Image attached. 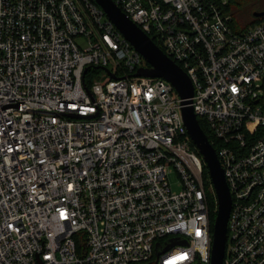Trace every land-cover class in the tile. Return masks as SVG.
I'll list each match as a JSON object with an SVG mask.
<instances>
[{
    "label": "built area",
    "instance_id": "obj_1",
    "mask_svg": "<svg viewBox=\"0 0 264 264\" xmlns=\"http://www.w3.org/2000/svg\"><path fill=\"white\" fill-rule=\"evenodd\" d=\"M113 1L194 84L232 197L224 264H264V19ZM145 61L94 0H0V264H211L205 163Z\"/></svg>",
    "mask_w": 264,
    "mask_h": 264
},
{
    "label": "water",
    "instance_id": "obj_2",
    "mask_svg": "<svg viewBox=\"0 0 264 264\" xmlns=\"http://www.w3.org/2000/svg\"><path fill=\"white\" fill-rule=\"evenodd\" d=\"M94 1L106 12L109 20L122 31L125 39L131 42L137 52L146 60L145 62L149 67L140 68L136 75L138 77L165 79L174 86V90L182 99L181 116L187 128V135H189L192 144L202 156V161L205 163L208 177H210L215 191L216 205L218 206L212 228L213 241L210 261L211 264H224L223 258L226 252L227 226L229 213L232 209V197L226 184L223 168L217 159L216 150L211 146L210 140L204 134L200 122L195 116L193 107L190 106L194 95V84L186 72L175 64L165 52H162L158 45L138 25H135V22L113 0ZM254 17L260 19V17H264V12H256ZM88 70H86V73H88ZM112 77L115 78V75H112Z\"/></svg>",
    "mask_w": 264,
    "mask_h": 264
},
{
    "label": "trees",
    "instance_id": "obj_3",
    "mask_svg": "<svg viewBox=\"0 0 264 264\" xmlns=\"http://www.w3.org/2000/svg\"><path fill=\"white\" fill-rule=\"evenodd\" d=\"M225 7H226L225 11L228 12L230 16L232 17V23H233L234 28L238 31L246 30L247 27L260 23V21L264 19V17H260V19L254 17V14L256 12L258 13L264 12V0H227ZM154 42L158 44V42L155 39H154ZM98 71L99 70H97L94 67L90 71L89 75H91L92 77L93 76L92 74H94V72L97 73ZM86 83H88L90 88L92 87V83L89 79H86ZM198 121L200 122V125L202 127L204 134L207 135L210 141H212V137L208 132L209 128H208L206 121H203L200 118L198 119ZM190 145L193 149H195V146L192 144V142L190 143ZM197 153L200 155L198 150H197ZM204 169L205 171H203V176L205 177V181H206L205 186L208 191V198H209L208 202H209V205L211 206V209L213 210L211 219L215 221L214 218L217 212L216 211L217 205L215 201L216 196L214 195V192L209 189V185H210L209 178L210 177H208V173H207L208 170L206 166Z\"/></svg>",
    "mask_w": 264,
    "mask_h": 264
},
{
    "label": "rangeland",
    "instance_id": "obj_4",
    "mask_svg": "<svg viewBox=\"0 0 264 264\" xmlns=\"http://www.w3.org/2000/svg\"><path fill=\"white\" fill-rule=\"evenodd\" d=\"M240 20H241V18H240ZM95 77H96V79L98 81H103V82L106 81L107 82L109 80V77H108L106 71H104V70H99L97 72V74H95ZM167 178L170 180V184H171L170 187H171L172 191L177 192L178 189H179L178 188V186H179L178 185L179 184V178H177V176H176V174L174 172H171V173L168 172ZM217 208H218V206H217Z\"/></svg>",
    "mask_w": 264,
    "mask_h": 264
}]
</instances>
